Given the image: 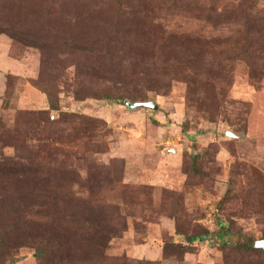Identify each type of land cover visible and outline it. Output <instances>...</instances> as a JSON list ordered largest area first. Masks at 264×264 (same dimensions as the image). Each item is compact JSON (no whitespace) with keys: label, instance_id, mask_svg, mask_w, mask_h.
Segmentation results:
<instances>
[{"label":"rangeland","instance_id":"374dc122","mask_svg":"<svg viewBox=\"0 0 264 264\" xmlns=\"http://www.w3.org/2000/svg\"><path fill=\"white\" fill-rule=\"evenodd\" d=\"M87 1L0 0V180L15 174L42 179L52 171L75 179V189L87 199L89 170L93 181L120 171L117 186L138 194L115 202L120 220L105 216V225L119 229L109 256L132 264H264V254L251 260L235 247H253L264 233L259 209L264 201V59L248 64L219 58L239 45L254 55L264 53V0H138L122 7L128 13L124 21L156 27L160 37L152 54L156 70L145 69L148 78L138 85L147 100L158 104L155 111L130 110L125 100L76 97L80 87L90 88L82 97L102 90L129 92L121 83L124 60L119 65L104 59L100 66L76 63L93 35L118 17L117 8H100L105 1ZM50 9L52 17H45ZM179 37L185 54L196 56L187 72L203 73L189 81L171 78V69H180L176 61L166 63L169 52L179 54L181 48L170 47ZM111 46L100 50L102 55H132ZM37 81L53 88L58 111L51 109L45 86ZM48 119L57 122L51 126ZM227 131L240 138H227ZM88 142L101 152L85 153ZM195 150H209L215 159L202 162L211 174L208 180L184 169ZM5 202L24 207L0 187V208ZM175 208L186 231L200 226L211 232L207 242L193 244L184 260L163 254L166 243L180 242L174 238ZM64 209L66 214L81 211L74 201ZM17 254L10 264H38L31 249Z\"/></svg>","mask_w":264,"mask_h":264},{"label":"trees","instance_id":"16d2710c","mask_svg":"<svg viewBox=\"0 0 264 264\" xmlns=\"http://www.w3.org/2000/svg\"><path fill=\"white\" fill-rule=\"evenodd\" d=\"M103 1L105 2L100 3V8L118 9L116 23L106 22V26L90 39L91 47L87 48L85 53L78 55L76 63L85 66H100L101 59H104L119 65L118 60H124L127 65H125L124 71L120 72L122 73L121 83L127 86L129 92L122 95L102 90L101 92L94 91L93 95L84 94L85 96L82 97L81 92H89L90 88L80 87L76 90V97L78 99L94 97L111 102L122 100L130 103L149 101L147 96L140 91L138 85L140 81L148 78L145 69L151 73L156 70L153 67L155 56L152 54L160 42V37L155 34L157 28L153 29L151 26L143 24V22L137 23L131 20L126 22L122 19L123 16L128 15L126 11L122 10V7L129 2L134 3L138 0H113L114 4L110 6L106 1L112 0ZM92 2L94 0L87 1V3ZM25 13L28 17L36 16L34 11H25ZM52 15L53 10L51 9L45 13V17L51 18ZM246 19L248 20V17ZM180 39L181 37L173 39L170 47H179L183 50L179 49L177 55H172L169 52L170 56L166 59V63L169 65L172 61H176L177 67L179 66V71L171 69V78H183L189 81V79H194L203 73L195 72L193 74L187 72L186 65L189 66L187 63L195 61L196 56L194 53L191 55L185 54L184 49L186 46L181 43L184 40ZM175 40H179L176 45H174ZM111 45L114 48H123L125 52L132 53V55L127 56L125 59L119 57L115 52L113 55H102L100 50L112 47ZM246 47L247 45L244 47L239 45L238 51L231 52V50H228L225 54H221L219 58L222 60H239L248 64L257 59H264L261 58L264 53L254 55L252 50ZM200 58L201 56L198 60ZM43 62L45 61L43 60ZM141 66V71H139ZM262 73L264 72L261 71ZM40 82L37 81L36 85L39 87L45 86L43 89L50 99L51 109L58 111L60 107L53 88L49 86L50 84L46 86V84H40ZM5 108H7V104H4ZM48 122L51 126H54L57 121L48 119ZM91 125L89 124L83 129L86 132L91 131ZM99 148L101 147H96L92 142H88L84 145V152L98 153L101 152L98 150ZM189 155L190 162L184 160L185 171L200 179H210L211 174L202 166L204 159H208V165L210 162L215 163V159L209 154V150H206L204 154L195 150L190 152ZM93 176L92 170H89L88 180L89 184H92L88 188L90 194L87 199H81L80 193L83 191L75 189V185L78 184L75 179L59 177L52 171L42 179L33 176L28 177L25 174H22V177L15 174L2 178L0 187L7 194L19 198L24 207L19 209L15 203L5 202L2 204L3 207L0 208V264L15 263L17 252L22 249L33 250L38 264H132L125 257H111L107 254L112 240L119 235V229L115 226L112 227L110 224L105 225L107 218L105 216L107 214L111 215L114 222L120 220L122 218L119 214L120 206L115 202H119L121 199L124 200L125 197L135 199L134 196L138 192L121 184L117 186L120 183V171L117 175L109 174L110 178L106 181L98 179L93 181ZM227 198L232 201L236 199L232 198L229 193ZM262 198L264 199V195H262ZM26 199L28 204L25 202ZM67 201L76 202L81 211L66 214L64 206ZM134 203H138L137 200ZM259 209L264 214V201H259ZM178 212L175 208L173 216L176 223L174 238H180V242L166 243L163 247V254L166 258L175 255L177 258L184 260V255L193 251V244L207 242L211 232L200 226H195L194 229L190 228L186 231L180 223L183 221V216ZM222 226L223 223L220 224V228ZM261 240H264V233ZM183 242L186 244H183ZM235 247L240 254L251 260L254 258L260 260L261 255L264 254V249L257 248L254 245L253 247L243 245Z\"/></svg>","mask_w":264,"mask_h":264},{"label":"water","instance_id":"95a60500","mask_svg":"<svg viewBox=\"0 0 264 264\" xmlns=\"http://www.w3.org/2000/svg\"><path fill=\"white\" fill-rule=\"evenodd\" d=\"M126 107L129 108L130 110H136V109H140V108H145V109H151V110H158L159 106L158 104L153 101V100H149L146 102H136V103H130L127 102L126 103ZM226 137L227 138H232V139H239L240 136L232 131H227L226 132ZM167 152H176V150H167ZM255 247L257 248H261L264 249V240H260L258 242H256Z\"/></svg>","mask_w":264,"mask_h":264}]
</instances>
